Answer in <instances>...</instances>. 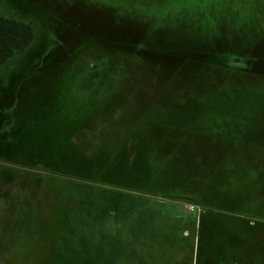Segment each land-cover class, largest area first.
<instances>
[{"label": "rangeland", "instance_id": "374dc122", "mask_svg": "<svg viewBox=\"0 0 264 264\" xmlns=\"http://www.w3.org/2000/svg\"><path fill=\"white\" fill-rule=\"evenodd\" d=\"M256 2L0 0L35 29L0 65V264H264V149L209 136L264 132L235 88L264 93V46L183 23Z\"/></svg>", "mask_w": 264, "mask_h": 264}, {"label": "trees", "instance_id": "16d2710c", "mask_svg": "<svg viewBox=\"0 0 264 264\" xmlns=\"http://www.w3.org/2000/svg\"><path fill=\"white\" fill-rule=\"evenodd\" d=\"M254 15H251L250 20L251 23L254 22ZM193 31V30H192ZM35 38V29L34 26L25 20L15 18L13 16H7L0 12V65L4 64L8 60L12 59L13 57L25 53L30 45L32 44ZM142 45H118L119 48H129V49H140ZM194 46V45H193ZM192 46V47H193ZM117 47V46H116ZM94 77V74L91 75ZM234 88V87H233ZM237 90H242L244 88L251 89V92L260 94V96H264V93L256 91L251 86L247 87H235ZM224 89V88H223ZM221 92L222 93V90ZM232 93L227 94V100L231 101ZM261 121L264 123V117H261ZM251 125V124H250ZM244 125L242 121L238 119L233 121H222L221 122H213L209 124V127L212 131L213 135H209L210 137H215L217 139L225 140H236V141H249L250 143L255 144L259 148L264 149V132H260L261 135H256L250 131L252 126ZM227 140V141H228ZM168 197L171 198H179V199H188L192 202H197L195 198H191V196L187 195H173V193H167ZM166 195V196H167ZM185 196V197H181ZM112 258L114 261L117 259V256L112 253ZM111 255V254H110Z\"/></svg>", "mask_w": 264, "mask_h": 264}, {"label": "flooded vegetation", "instance_id": "af4514ba", "mask_svg": "<svg viewBox=\"0 0 264 264\" xmlns=\"http://www.w3.org/2000/svg\"><path fill=\"white\" fill-rule=\"evenodd\" d=\"M257 1L251 5L249 9L255 16L254 22L251 23L249 18L243 17L238 18L240 11L232 10L229 6L224 10L217 12L216 25L209 23V18L204 16L202 13L199 14L200 18L197 23H191L187 18L184 19V26H188L196 33L197 46H203L206 44L215 45L216 43H226L230 47H244L245 49L252 50L254 47L264 46V24L262 22L261 13L257 4H262L263 0ZM213 15V12L211 11ZM230 15V17H227ZM200 36V37H199ZM249 56V55H248ZM245 56H240L234 60H238L239 63L246 64L247 61L244 59Z\"/></svg>", "mask_w": 264, "mask_h": 264}]
</instances>
